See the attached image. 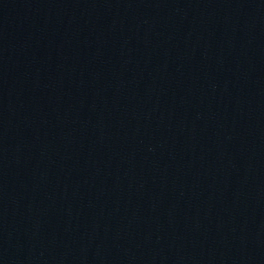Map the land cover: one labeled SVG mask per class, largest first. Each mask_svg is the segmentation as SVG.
I'll return each mask as SVG.
<instances>
[{
    "label": "water",
    "instance_id": "water-1",
    "mask_svg": "<svg viewBox=\"0 0 264 264\" xmlns=\"http://www.w3.org/2000/svg\"><path fill=\"white\" fill-rule=\"evenodd\" d=\"M0 264H264V0H0Z\"/></svg>",
    "mask_w": 264,
    "mask_h": 264
}]
</instances>
